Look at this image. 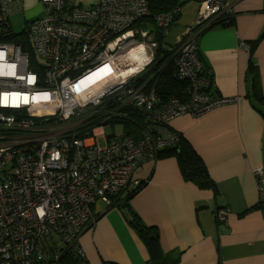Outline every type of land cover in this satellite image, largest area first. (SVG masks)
<instances>
[{"label": "built area", "instance_id": "obj_1", "mask_svg": "<svg viewBox=\"0 0 264 264\" xmlns=\"http://www.w3.org/2000/svg\"><path fill=\"white\" fill-rule=\"evenodd\" d=\"M81 1L38 0L43 14L27 26L34 66L19 44L0 41V264H59L44 249L59 243L61 252L87 263L78 238L95 222V200L111 203L134 184L138 163L176 145L179 135L168 127L173 118L197 117L237 101L207 92L209 77L197 55V35L217 16L232 14L226 0H197L195 21L166 51L175 58L178 77L190 82L189 93L160 104L153 89L132 86L157 53L152 34L139 26L149 14L146 0ZM22 3L0 0V21H9ZM154 19L166 26L170 15ZM238 47L250 50L245 41ZM98 71L97 79H88ZM111 95L144 113L137 143L117 134L101 146L104 130L83 139L64 136L65 121L93 114ZM253 173L264 199L261 168ZM226 214L220 210L215 218Z\"/></svg>", "mask_w": 264, "mask_h": 264}, {"label": "crops", "instance_id": "obj_2", "mask_svg": "<svg viewBox=\"0 0 264 264\" xmlns=\"http://www.w3.org/2000/svg\"><path fill=\"white\" fill-rule=\"evenodd\" d=\"M226 2L233 22L214 24L196 44L211 74L210 93L237 101L170 123L201 157L217 193L184 180L173 156L143 162L134 173L147 183L130 199V208L159 234L167 257L154 255L160 264H264V205L253 173L259 167L264 177V100L255 95L264 97V0ZM196 16L180 23V35ZM241 41L250 50L239 48ZM220 210L227 211L224 219L215 218ZM93 214L94 224L78 238L88 264L152 261L119 208L95 203Z\"/></svg>", "mask_w": 264, "mask_h": 264}, {"label": "trees", "instance_id": "obj_3", "mask_svg": "<svg viewBox=\"0 0 264 264\" xmlns=\"http://www.w3.org/2000/svg\"><path fill=\"white\" fill-rule=\"evenodd\" d=\"M186 1L187 0H146L149 14L147 16H144L141 21H139V26L141 25V27L148 29L149 33L152 34L153 40L156 43L157 53L154 62L146 68L143 74L137 76L138 79L132 86L139 87L145 84V89H153L155 95L159 99L157 104L167 101L172 97L185 99L189 93L190 82L187 79L178 77L175 58L172 57V52H166L168 49H166L165 46V36L168 34L171 26L173 25V22L177 21V19L180 18L181 5ZM157 14L170 15V21L166 26L159 25L158 22L155 21L154 16ZM233 18V14H221L217 16L207 28L202 30L197 35L196 41L199 35L207 31L214 24H231L233 22ZM188 26H186V28ZM0 41H9L19 44L22 48V51L28 53L31 59V66H34L35 57L33 55V50L29 40V33L27 29L23 33L14 34L11 31L9 21L1 20ZM171 46L172 45H170L169 48ZM197 55L202 64V72H204V74L209 77V84H211V74L202 63L199 57L198 49ZM209 87L206 88L207 92H210ZM255 95L260 100H264V97L258 96L257 92H255ZM95 108L96 111L93 114L89 113L91 111H86L82 113L83 115L74 116L71 119L65 121L68 122V125H71V128L70 130L65 132L64 136L69 139H83L86 137H91L93 134V129L96 127L102 126V128H104L103 126L105 124L114 125L115 123H121L123 132L119 134L127 136L135 143H137L141 139L142 127L143 123L145 122V115L139 107L134 106V104L131 102H127L124 97L118 99L116 95H111L103 98L102 103L100 105H97V107ZM81 116H87V118L82 119ZM67 124L66 126L69 129ZM168 127L176 131L179 135V140L176 145L159 150L155 157L147 156L141 163L150 160L152 161L158 158L161 159L173 156L177 160L180 172L184 180L192 182L199 189H210L213 192L217 193L216 184L211 179L201 157L196 153L192 145L183 138L180 132L172 128L170 125H168ZM141 163H138L136 168L134 169L132 175V182L134 184H132L126 190L121 191L114 199L112 198L111 203L106 204L100 198L97 199H100L101 202L106 205V207H117L124 214L129 216L130 223L136 229L138 235L150 250L153 262L151 261L149 264H160V261L158 263L156 262L154 255H157L158 253L160 258H164L166 256L159 247V234L151 227L144 224L141 221L140 217L135 213V211L130 208L129 204L130 199L134 195H136L147 183V180L145 179L137 180L134 178L135 170ZM97 199L91 206L92 211L94 204L97 202ZM259 205H264V199H259ZM93 224L94 223L90 224L89 227H91ZM59 248H61L60 243L58 245L56 244L55 246H45L44 249H46V255L49 256V259L53 260V257H55L54 260H56L59 264H80L71 259L68 252H61ZM163 260L166 261L167 257Z\"/></svg>", "mask_w": 264, "mask_h": 264}, {"label": "rangeland", "instance_id": "obj_4", "mask_svg": "<svg viewBox=\"0 0 264 264\" xmlns=\"http://www.w3.org/2000/svg\"><path fill=\"white\" fill-rule=\"evenodd\" d=\"M96 0H82L81 3L84 5H88L91 2ZM198 3L196 0H187L184 4L181 5V16L177 21L173 22L168 34L165 36V46L166 49H170V45H175L176 40L180 36L179 30L184 27L180 26V23H186L184 20H189L193 15L196 14L198 8ZM42 6L38 2V0H23L21 10L10 15L9 17V24L11 27V31L14 34L23 33L28 26V21L34 19L35 17H40L42 12ZM179 23V24H178ZM190 25V24H188ZM186 28V27H185ZM83 115V114H81ZM82 119H86L87 116H81ZM68 125V124H67ZM69 129L71 125H68ZM104 134L98 137V143L103 146L106 142L107 135L119 134L123 132V127L121 123L112 124H105L103 126ZM68 129V130H69ZM66 130L65 132H67ZM99 129H94L93 131H98ZM64 132V134H65ZM102 204L100 199H97L96 205ZM88 264V263H87Z\"/></svg>", "mask_w": 264, "mask_h": 264}, {"label": "bare ground", "instance_id": "obj_5", "mask_svg": "<svg viewBox=\"0 0 264 264\" xmlns=\"http://www.w3.org/2000/svg\"><path fill=\"white\" fill-rule=\"evenodd\" d=\"M100 74H101V72L98 71V72H96V73L90 75V76L88 77V79H97L98 76H99ZM97 89H98V87H97L96 89H94V91H96ZM17 98H18V95H17V94L12 95V96H11V100H12V102H15V101L17 100Z\"/></svg>", "mask_w": 264, "mask_h": 264}]
</instances>
